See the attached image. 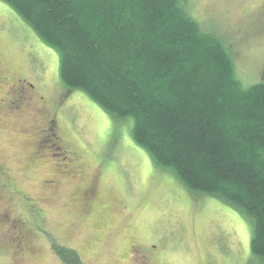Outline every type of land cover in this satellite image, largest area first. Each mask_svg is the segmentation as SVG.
I'll return each instance as SVG.
<instances>
[{
	"label": "rangeland",
	"instance_id": "374dc122",
	"mask_svg": "<svg viewBox=\"0 0 264 264\" xmlns=\"http://www.w3.org/2000/svg\"><path fill=\"white\" fill-rule=\"evenodd\" d=\"M187 7L233 51L244 86L264 81V0H188ZM0 57L34 84L49 117L55 113L96 181V199L83 209L71 201L72 178L57 174L59 187L51 194L43 181L54 175V166L72 163L64 149L46 135L32 136L31 150L43 151V162L30 163L25 156L29 141L20 133L25 119L0 120V159L11 168L16 187L38 198L43 208L40 218L17 202L13 216L29 227L32 245L18 264H64L57 245L75 249L85 264H136V250L147 251L150 264H203L208 259L264 264L250 254V218L212 197L192 194L171 172L156 167L130 139V118L114 121L80 92L64 96L58 54L2 2ZM10 246L0 235V264H15Z\"/></svg>",
	"mask_w": 264,
	"mask_h": 264
},
{
	"label": "trees",
	"instance_id": "16d2710c",
	"mask_svg": "<svg viewBox=\"0 0 264 264\" xmlns=\"http://www.w3.org/2000/svg\"><path fill=\"white\" fill-rule=\"evenodd\" d=\"M0 2L58 54L64 96L130 118V139L156 167L250 218V254L264 262V81L242 84L233 51L188 0ZM54 247L64 264H85Z\"/></svg>",
	"mask_w": 264,
	"mask_h": 264
},
{
	"label": "flooded vegetation",
	"instance_id": "af4514ba",
	"mask_svg": "<svg viewBox=\"0 0 264 264\" xmlns=\"http://www.w3.org/2000/svg\"><path fill=\"white\" fill-rule=\"evenodd\" d=\"M52 116L49 117L43 105V96L38 95L34 84L22 73L7 67L0 57V120L25 119L26 124L20 126V133H23L29 141L28 152L25 156L30 163L37 162L36 160L43 162L39 160V158H43L42 154H37L38 152L31 150V140L36 136L46 135L55 140L58 148L64 149L67 154L64 158L72 162L70 163L71 166L68 168L54 166V169L52 168L54 175L44 180L43 185L51 191V194H54L59 187L57 174L61 177L72 178L74 186L71 201L83 209V206H87L96 199V181L93 176L88 175L81 156L63 135L55 118V113ZM9 168L0 159V235L6 237L11 245L9 251L12 260L10 257V262L18 264L20 260L31 253L32 245L28 240L29 227L21 219L13 216V212L19 206L17 202L20 203L22 209L26 208L27 213L28 211L36 213L40 218L43 216V208L38 198L24 193L16 187L14 175ZM135 254L136 258H140L142 264H150L147 251L136 250ZM209 263L215 264L209 259L203 264Z\"/></svg>",
	"mask_w": 264,
	"mask_h": 264
}]
</instances>
